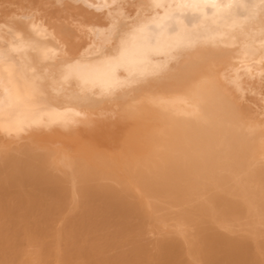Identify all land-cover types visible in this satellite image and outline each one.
Instances as JSON below:
<instances>
[{
	"label": "bare ground",
	"instance_id": "bare-ground-1",
	"mask_svg": "<svg viewBox=\"0 0 264 264\" xmlns=\"http://www.w3.org/2000/svg\"><path fill=\"white\" fill-rule=\"evenodd\" d=\"M0 264H264V0H0Z\"/></svg>",
	"mask_w": 264,
	"mask_h": 264
}]
</instances>
